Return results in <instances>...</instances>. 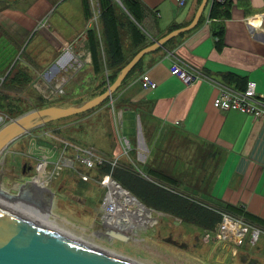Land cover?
<instances>
[{
    "label": "rangeland",
    "instance_id": "rangeland-1",
    "mask_svg": "<svg viewBox=\"0 0 264 264\" xmlns=\"http://www.w3.org/2000/svg\"><path fill=\"white\" fill-rule=\"evenodd\" d=\"M35 1L38 0H17L16 2L0 0V9L6 7L5 9L19 10ZM43 1L47 2L51 12L43 20L39 31L51 25L55 29L56 37L63 36V23L65 18L71 15L74 16L76 36H78L86 20L85 47L84 42L80 49L68 47L71 50L69 52L75 54L76 60L73 63L85 64L83 66L85 70L75 67L73 70L63 71L62 66L68 64L70 54H63V50L55 51L54 59L60 71L56 73L53 84H47L46 76L42 75L43 63L34 59L36 53H39L40 49L46 45L47 40L40 39V33L37 30L33 31L27 42V44L30 43L27 48L16 53V56L10 51L9 56L13 63L9 67L10 76L4 82L1 81L3 73H0V115L4 117V120L0 122V129L12 120L33 110L50 106L78 105L103 93L116 80L128 60L141 48L159 38L152 37L156 20L153 12L145 11L141 14L142 21L138 22L123 0H111L120 33L119 41L123 49L121 57L114 58L115 37L111 25L109 27L106 10L102 8L101 0H86L90 4L87 13L84 0ZM79 15L85 18L81 24L76 18ZM132 23L137 24L145 35V41L139 45L133 43ZM94 48L97 50L98 63H94L93 60ZM87 54L92 55L93 72H88L86 69ZM23 61L26 65L31 64V68L34 66L35 69H31L34 75L28 72ZM6 70L1 72L5 73ZM119 89L110 98L89 111L40 125L11 142L0 154V182L6 185L9 193L17 197L22 194L24 202L29 199L30 203L35 204V199L41 195L36 189L44 187L32 180L35 171L29 175L19 174L21 159H25L23 156H29V152H34L36 156L34 161L37 165L43 154H48L55 163L48 167L52 170L49 173L52 174L50 179L52 188L49 186L47 189L44 188V191L50 196L53 191L55 192L57 203L53 206L54 211L56 210L53 214L56 216L137 249L167 264H264V229L261 227L260 233L254 234V231L259 229L255 222L251 224L238 212L222 208L210 195L209 184L212 182L211 175H214L218 169L217 158L212 157V153L204 151L201 146L198 147V142L190 137L181 133L166 134L164 131L161 132L159 127L149 125L145 121L144 132L150 147L146 159L142 156L143 152H139V148H142L140 140H134L130 136L124 137L125 131H121L117 113L122 105L121 99L117 97ZM72 144L91 149L98 156H104L102 164H98L96 168L92 170L82 168L88 174L92 173L94 178L84 180L81 174L68 165L57 167L60 157H75L77 154ZM185 148L188 149L184 152ZM2 156L5 157L6 162ZM182 163L184 164L181 165ZM181 170L189 171L193 182L196 181L197 184L192 188L180 185L179 183L183 180ZM108 173H111L141 202L153 209L151 211L154 212L155 217L153 216L147 228H140L138 232L131 228L111 230L112 228L103 224L99 208L102 206L105 191L96 178H101ZM155 173L164 175L166 179L155 176ZM49 174L46 176L48 177ZM138 176L147 180V184L143 185L145 188L147 186L146 189L150 191L147 199L135 190L136 188L140 190L142 186V181H137ZM133 180L136 188L131 186ZM25 184L26 192H20L21 186L25 190ZM32 187L35 188L33 192ZM84 188L86 191H83ZM162 191L172 193L171 195L175 193L174 195L177 194L180 198L186 199L190 202L187 206L190 210H186L185 214H179L176 203L180 205V200L177 201L171 195L167 197L170 200H166L164 194L160 195ZM224 214H230L231 218L233 216L240 219L248 226L247 237L236 251L233 249L235 245L231 243L225 246V242L217 246L210 239V234L215 235L212 232H217L220 227L222 228ZM155 218L157 222L154 221ZM197 221H200L202 226L197 224L196 227L194 224ZM206 228H211L207 229L211 232H205ZM196 236H202L207 241L205 243L212 244L213 253H211L210 245L200 242L199 253L196 254L191 245V243L193 246L197 243ZM181 240L188 241L187 247H184L185 250L173 242Z\"/></svg>",
    "mask_w": 264,
    "mask_h": 264
},
{
    "label": "crops",
    "instance_id": "crops-1",
    "mask_svg": "<svg viewBox=\"0 0 264 264\" xmlns=\"http://www.w3.org/2000/svg\"><path fill=\"white\" fill-rule=\"evenodd\" d=\"M139 1L157 13L155 25H152L153 38L188 25L202 3V0H187L180 6L179 0ZM214 1L222 5L213 7ZM5 8L0 9L2 82L10 76L9 67L13 63L10 51L15 55L27 48L30 44L27 42L36 30L40 39L47 40L34 57L43 63L42 75L46 76L47 84L52 85L56 73L60 71L54 59L55 51L63 50V54H70L68 64L62 66L63 71L83 68L85 64L73 63L75 54L70 53L68 47L80 49L83 42L85 47L87 24L84 17H76L79 24L85 20L78 36L74 16L69 15L63 23V36L56 37L51 25L39 31L43 20L51 12L47 2L38 0L19 10ZM78 8L80 10L81 6ZM87 56L86 69L93 72L92 55ZM176 62L196 74L191 84H185L171 73V67ZM26 67L33 74L31 69L34 66L31 68L28 64ZM5 70V73L1 72ZM133 70L117 92L122 103L117 113L121 131H125L124 137L140 140L142 148L139 152H143L142 156L146 159L150 147L144 132L145 121L166 134L181 133L190 137L198 142V147L217 158L218 169L211 175L212 182L209 184L213 200L224 209L231 205L240 209L242 216L248 214L264 221V117L221 110L213 104L214 97L223 87L245 89L249 80L257 82V93L264 97V0H209L195 28L145 55ZM144 73H149L157 81L156 88L142 87L140 77ZM180 174L183 176L180 185L192 188L197 184L189 171L181 170ZM255 224L259 229L263 228ZM194 225L197 227V224ZM203 238L196 236L197 243L194 246L191 243L192 250L198 254V245L203 242L211 246L213 253L214 246L205 243ZM211 241L217 246L225 243ZM173 242L181 249L188 243L185 240Z\"/></svg>",
    "mask_w": 264,
    "mask_h": 264
},
{
    "label": "water",
    "instance_id": "water-1",
    "mask_svg": "<svg viewBox=\"0 0 264 264\" xmlns=\"http://www.w3.org/2000/svg\"><path fill=\"white\" fill-rule=\"evenodd\" d=\"M209 0H202L192 21L139 50L103 93L82 104L33 110L0 129V154L11 142L48 122L89 111L122 85L147 54L195 28ZM0 264H167L137 249L94 233L39 209L0 197Z\"/></svg>",
    "mask_w": 264,
    "mask_h": 264
},
{
    "label": "built area",
    "instance_id": "built-area-1",
    "mask_svg": "<svg viewBox=\"0 0 264 264\" xmlns=\"http://www.w3.org/2000/svg\"><path fill=\"white\" fill-rule=\"evenodd\" d=\"M186 1L187 0H179V5L183 6ZM171 73L180 78L185 84H191L196 78V74L193 71L178 62L172 65ZM140 82L142 87L146 89H154L158 86L157 81H155L149 73L142 74ZM213 104L216 108L221 110H236L258 117H264V97L257 93V82L254 80H249L245 89L223 87L220 93L214 97ZM3 120L4 117L0 115V122ZM126 140L128 141V139ZM72 147L77 151L75 157H60L57 167L68 165L78 174H81L80 176L82 179L89 180L94 178L92 173L88 174L82 170V168H89L91 170L96 168L98 164H102L104 156H98L93 150L82 148L81 146H75L72 144ZM40 160L41 161H38L37 165H34L33 172L35 171V175L32 180L41 179L42 185L50 186L52 188V185L50 184L52 183V181H50L52 174H49L52 170H49L48 167L52 166L55 161L53 158L51 159V155L48 154H43V157H41ZM4 161L6 162V159ZM47 174H49L48 177L46 176ZM96 180L105 191L102 206L99 209L103 224L106 227H110L111 225L113 226L112 230L132 228L134 231L138 232L140 228H147L150 225L154 212L152 211L151 214H147L146 211L139 213L136 212V206L130 204L126 199H122L120 194L114 190L116 186L122 185L112 176L111 173L104 174L101 178H96ZM37 192H40L41 194L37 196L39 200L42 201L41 205L44 206V203L46 204V202L49 204L50 201H46L43 197L44 192ZM128 193L133 196L130 191H128ZM51 202L54 206L55 195L52 196ZM52 212H54V208L51 210V214ZM224 215L225 219L222 228L220 227L217 232H212L215 235L212 236V234H210V239L231 243L235 245V248L233 249L236 251L237 247L241 246L247 237V232H249L248 226L240 219H236L233 216L231 218L230 214ZM154 221L157 222V218H155ZM210 232L211 231H207V233ZM256 233L259 234L260 229H256L254 234ZM207 238H209L208 235ZM254 238L255 237H253V239Z\"/></svg>",
    "mask_w": 264,
    "mask_h": 264
},
{
    "label": "trees",
    "instance_id": "trees-1",
    "mask_svg": "<svg viewBox=\"0 0 264 264\" xmlns=\"http://www.w3.org/2000/svg\"><path fill=\"white\" fill-rule=\"evenodd\" d=\"M123 2L125 3V5L128 7V9L130 10V12L133 14V16L135 17V19H136V21H138V22H141L142 21V16H141V14H143V13H145V11H150V12H152V10H150L149 8H147L146 6H144L139 0H123ZM101 3H102V5H103V9L104 10H106V15H107V17H108V24H109V27H110V25H111V27H112V31H113V34H114V37H115V42H116V45H115V47H116V50H115V56H114V58H118V57H121V55H122V53H123V49H122V44L120 43V41H119V31H118V25H117V19H116V16H115V13H114V10H113V5L111 4L112 3V1L111 0H101ZM84 4H85V10H86V13H87V11H88V9H90V4L86 1V0H84ZM214 6L213 7H220L221 5H222V3H220V2H218V1H214V4H213ZM144 11V12H143ZM89 14V13H88ZM88 14H86V17H87V15ZM154 15H155V17H156V19H157V13L156 12H154ZM88 18V17H87ZM220 31H221V29H220ZM132 36H133V43L135 44V45H139V44H141V43H143L144 41H145V35L143 34V32H142V30H140L139 29V27L137 26V24H134V23H132ZM153 37V36H152ZM153 43V42H152ZM113 45H114V42H113ZM148 46V45H147ZM146 47V46H145ZM144 48V47H143ZM142 49V48H141ZM140 49V50H141ZM93 60H94V63H98V54H97V50L94 48L93 49ZM129 61V60H128ZM127 63V62H126ZM135 70V69H134ZM133 70V71H134ZM156 174V175H155ZM155 174H153V175H155V176H158L159 178L160 177H162V179L163 178H165L166 179V177L164 176V175H162V174H159V173H155ZM161 175V176H160ZM139 177V176H138ZM139 180L140 181H142V186H141V189L140 190H138L134 185L135 184H133V183H135V181L133 180L132 182H131V186L132 187H134V188H136L135 190H136V192L140 195V196H142L144 199H147L148 198V196H149V193H150V191H148V189H146V188H148L147 186H146V188L143 186V185H146L147 183V180H145L144 178L142 179V178H137V181L139 182ZM140 185V184H139ZM165 187V186H164ZM166 188V187H165ZM164 194V197L166 198V200H170V199H168L167 197H169L172 193H168V192H166V191H162V192H160V195H163ZM175 194V193H174ZM171 195L172 197H174V198H176V200L178 201V200H180L179 202H180V205L179 204H177L176 203V209H177V211H180V213L179 214H185V213H187L186 212V210H190V209H188L187 208V206H189V203L190 202H188L186 199H182V197L180 198L179 197V195L177 196V194L176 195ZM162 197V196H161ZM150 199V198H149ZM182 200V201H181ZM193 204V203H192ZM192 206V205H191ZM184 207V208H183ZM228 207V209H230V210H232V211H234V212H238L239 214H240V212H241V210L240 209H238V208H236V207H233V206H231V205H228L227 206ZM157 209H161L160 207H156ZM165 211H169L168 209H165ZM243 217H245L248 221H249V223H251V224H253L254 222L255 223H257V224H259V225H264V221L263 220H261V219H259L258 217H255V216H251V215H248V214H245V215H243ZM204 220V219H203ZM194 223H196V222H194ZM196 224H200L199 226H202V224H201V222L200 221H197V223ZM261 225V226H262ZM263 228H264V226H262ZM206 229H211V228H206Z\"/></svg>",
    "mask_w": 264,
    "mask_h": 264
},
{
    "label": "bare ground",
    "instance_id": "bare-ground-1",
    "mask_svg": "<svg viewBox=\"0 0 264 264\" xmlns=\"http://www.w3.org/2000/svg\"><path fill=\"white\" fill-rule=\"evenodd\" d=\"M9 146V145H8ZM8 146H6L5 148H7ZM30 182V181H29ZM27 182V184H31ZM34 183L36 184H40L41 186H43L44 188H48L49 186H45V185H42V182H41V179H34ZM31 186V185H30ZM24 187H20V192H26L27 190V186L25 184V190L23 189ZM29 188V187H28ZM41 188V187H40ZM37 188L36 190H39V191H43V197L46 199V201H50L49 204L46 202V204L44 203V206L41 205L42 201L39 200V198L37 197L35 199V204L34 203H30V200L28 199L27 202H24L22 200V197L23 195L21 194V196L17 197L15 196L14 194H10L9 193V190L6 188V185L3 183V182H0V197H3V198H6V199H9V200H12V201H15V202H18V203H21V204H24V205H27V206H30V207H33V208H36V209H39L41 211H44V212H47V213H50L51 214V210L53 209V203L51 202L52 201V196L55 195V192L53 191L52 192V196H50L49 193H46V191H44V188ZM15 189V188H14ZM30 189V188H29ZM34 187H32V192L34 191ZM114 190L120 194V196L122 197V199H126L130 204L132 205H135L136 206V212H144L146 211L147 214H150V212H152L151 210V207L144 204L143 202H141L137 197H135L134 195L132 196L130 193H128V191L126 189H124L122 186H116L114 188ZM33 194V193H32ZM28 195V194H27ZM51 197V198H50ZM21 198V199H20ZM34 198V197H33ZM39 203V204H38ZM33 205V206H32ZM36 205V206H35ZM55 212V211H54ZM52 212V214L54 213ZM53 215H56V214H53ZM60 217V216H59ZM152 220V219H151ZM109 227V226H108ZM120 227V225H119ZM109 228H113V226L110 225ZM132 229V228H131ZM112 230V229H111ZM118 230V229H117Z\"/></svg>",
    "mask_w": 264,
    "mask_h": 264
},
{
    "label": "flooded vegetation",
    "instance_id": "flooded-vegetation-1",
    "mask_svg": "<svg viewBox=\"0 0 264 264\" xmlns=\"http://www.w3.org/2000/svg\"><path fill=\"white\" fill-rule=\"evenodd\" d=\"M25 159H21L20 165V173L21 175H29L33 172L34 164H35V154L34 152H29V156H23ZM207 232V229L205 230Z\"/></svg>",
    "mask_w": 264,
    "mask_h": 264
}]
</instances>
